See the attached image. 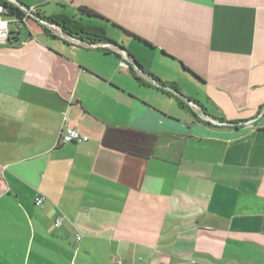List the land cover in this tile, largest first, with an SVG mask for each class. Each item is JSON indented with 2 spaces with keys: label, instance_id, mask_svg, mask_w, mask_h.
Instances as JSON below:
<instances>
[{
  "label": "crops",
  "instance_id": "0c3cea01",
  "mask_svg": "<svg viewBox=\"0 0 264 264\" xmlns=\"http://www.w3.org/2000/svg\"><path fill=\"white\" fill-rule=\"evenodd\" d=\"M13 1L112 42L0 45V264H264V0Z\"/></svg>",
  "mask_w": 264,
  "mask_h": 264
},
{
  "label": "trees",
  "instance_id": "16d2710c",
  "mask_svg": "<svg viewBox=\"0 0 264 264\" xmlns=\"http://www.w3.org/2000/svg\"><path fill=\"white\" fill-rule=\"evenodd\" d=\"M0 3H2L5 6V8L8 10V13L10 15H15V14L23 15L24 14L22 9H20L19 7L15 6V5H13V4L5 1V0H0ZM25 8L28 9V7H25ZM77 11L80 15H83L87 19L107 20L105 17H103L99 13L95 12L94 10H92L86 6H79L77 8ZM32 15L36 16L37 18L43 19L50 24H58L61 31L65 34L70 35V36L79 37L81 39L88 40L89 42H112L111 39L107 36V34L105 33V31L102 28H100V27L94 28L93 27L91 29H88L84 26V23H82L80 20H77L73 17H67V16L57 17V16H53V15L42 17L38 13H34V14L32 13ZM115 26H117V25H115ZM117 27L120 28L122 33L125 34L126 36L137 38L138 40H140L144 44L151 46V44L148 43L146 40H144V39L138 37L137 35L127 31L126 29H123L119 26H117ZM162 52L164 55L168 56L167 53H165L164 51H162ZM179 63L185 72L189 73L194 79H196L200 82H203V80L194 71H192L190 68L185 66L184 63H182L181 61ZM169 87L175 89V87H173V84H171ZM178 101H179V104L181 106H183V102L180 99H178Z\"/></svg>",
  "mask_w": 264,
  "mask_h": 264
},
{
  "label": "built area",
  "instance_id": "2783aa9c",
  "mask_svg": "<svg viewBox=\"0 0 264 264\" xmlns=\"http://www.w3.org/2000/svg\"><path fill=\"white\" fill-rule=\"evenodd\" d=\"M7 2L13 4V0H6ZM14 5V4H13ZM24 12L23 15H10L8 13V10L5 8V6L0 3V45L6 44L9 42V36H10V28L15 27L18 29L22 23H25L27 20V17L34 16L32 15V8H20ZM38 20L46 26H50L51 24L43 19ZM89 139V137L85 134L80 133L76 128L69 126L67 124H64L61 127V130L59 132L58 140L60 143H82L86 142ZM36 204L40 205L43 202L42 197L36 198ZM61 220L60 218H57L55 220V225L58 226L60 224ZM77 239H80V236L77 237Z\"/></svg>",
  "mask_w": 264,
  "mask_h": 264
},
{
  "label": "rangeland",
  "instance_id": "374dc122",
  "mask_svg": "<svg viewBox=\"0 0 264 264\" xmlns=\"http://www.w3.org/2000/svg\"><path fill=\"white\" fill-rule=\"evenodd\" d=\"M125 69L128 68L127 66L124 65ZM154 71L157 72L158 74H164V76H167V79H174L175 81H178L180 86L182 87V90H188V89H196L192 84H190L186 79L181 77L179 74H177V70L175 68L174 64H168V63H163V62H158L156 60L155 65H154ZM168 103H171L172 105L175 106V109L177 108V105L174 104L173 99L172 100H167L166 102L163 101L161 102V105L167 106Z\"/></svg>",
  "mask_w": 264,
  "mask_h": 264
}]
</instances>
